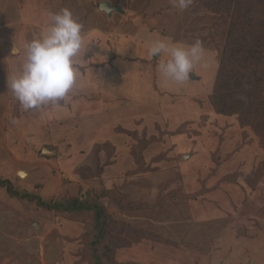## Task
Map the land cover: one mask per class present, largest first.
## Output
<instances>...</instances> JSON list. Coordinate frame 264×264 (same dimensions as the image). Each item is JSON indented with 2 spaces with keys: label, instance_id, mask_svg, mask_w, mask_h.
Masks as SVG:
<instances>
[{
  "label": "rangeland",
  "instance_id": "374dc122",
  "mask_svg": "<svg viewBox=\"0 0 264 264\" xmlns=\"http://www.w3.org/2000/svg\"><path fill=\"white\" fill-rule=\"evenodd\" d=\"M97 1L0 0V264H94V249L101 264H264V136L212 99L240 27L256 19L251 41L263 45L264 0H193L183 11L171 0H107L128 13L108 26ZM61 9L85 39L97 29L109 39L85 40L65 100L25 111L8 81L24 43ZM129 24L147 41L133 57L128 47L119 69L107 42L123 39ZM161 38L202 42L183 85L161 75L167 56L144 48ZM24 196L100 207L102 240L91 246L93 209L47 212Z\"/></svg>",
  "mask_w": 264,
  "mask_h": 264
},
{
  "label": "clouds",
  "instance_id": "9594fccd",
  "mask_svg": "<svg viewBox=\"0 0 264 264\" xmlns=\"http://www.w3.org/2000/svg\"><path fill=\"white\" fill-rule=\"evenodd\" d=\"M171 3L183 11L191 7L193 0H171ZM82 28L68 9H61L48 14L47 28L42 35L24 43L21 67L11 76L8 85L25 111L55 106L72 92L80 77L78 58L84 60L89 46ZM148 51L152 57L167 56L159 64L161 75L183 85L189 81L194 66L201 62L204 49L199 39L185 46L161 38L152 41ZM20 55L21 50L14 47L12 56Z\"/></svg>",
  "mask_w": 264,
  "mask_h": 264
},
{
  "label": "trees",
  "instance_id": "16d2710c",
  "mask_svg": "<svg viewBox=\"0 0 264 264\" xmlns=\"http://www.w3.org/2000/svg\"><path fill=\"white\" fill-rule=\"evenodd\" d=\"M232 4L235 8L238 7L237 2H233ZM232 14H235V11ZM253 22H256V19H250L245 27H240L238 31L244 30V34L239 35L236 39L235 48L225 55L227 59H222L221 64L225 62L224 65L231 67V69L226 71L222 68L221 74L225 76V81L222 83L221 81L218 82L217 85L219 88H215L212 99L214 100V104L218 106L223 104L226 106L225 110L220 108L218 112L228 113L230 115L234 114L237 117L241 116L242 118L253 121L254 123H248L247 125L256 134L264 136V43L260 45V41L258 40L255 43L251 41L253 35L251 32L254 29ZM257 25L258 28L262 27L258 23ZM236 56L240 57L236 58ZM230 86L233 87L232 90L228 89ZM229 97L231 100L227 99ZM232 99H234V102H232ZM23 198L29 201H35L38 207L47 212L67 213L79 211L80 213L82 209H93V229L96 237L95 241L91 243V246L96 247L99 241L102 240L104 234V216L100 207L95 205L92 207H82L85 205H81L78 202L79 200L50 204L44 203L38 197L34 196H24ZM92 256L94 264H101L98 258L99 256L96 254V249H94Z\"/></svg>",
  "mask_w": 264,
  "mask_h": 264
},
{
  "label": "crops",
  "instance_id": "0c3cea01",
  "mask_svg": "<svg viewBox=\"0 0 264 264\" xmlns=\"http://www.w3.org/2000/svg\"><path fill=\"white\" fill-rule=\"evenodd\" d=\"M102 2H108L110 6H112V2L110 1H107V0H99L97 1L96 3V9H97V12L104 15L105 17H107V20L105 22V25L107 24L108 26V23L110 21H112L113 18H116V19H119L121 22L122 20H126L125 17L128 16V13L124 11L123 7L121 5H116V6H112V7H121L122 9V13L120 14H117V13H112L110 16H107L105 15L104 13L100 12L99 11V5L102 3ZM127 21V20H126ZM128 22V21H127ZM123 25L125 23H122ZM106 26V27H107ZM127 33L126 36H123L124 38L123 39H118V42L117 43H114V44H111L109 45V41L107 42V46H110V49H114L113 46L116 45V51L114 50V58H113V61H112V65L116 68H119V69H122L123 68V64L122 63H125L123 62L124 59H128V56H135L134 54H137V48L138 46L141 44L142 45V42H146L147 40H144L142 37H141V29H139L138 27H135L133 25L128 26L127 28ZM113 31H119V30H115V29H112ZM91 32H88L87 33V42H90L89 40L92 38L95 39V41L93 40L92 43L90 44L91 46H96L95 42H96V39H98L100 42H98V45H103L106 40L109 39V35H108V32H105L106 30H100V29H97V30H90ZM117 34V33H116ZM85 39V40H86ZM122 41H123V44H122ZM142 41V42H141ZM124 43H126L124 45ZM129 44V45H128ZM97 45V46H98ZM150 44L148 43L147 45H144V48H149ZM128 47H131V52L129 53V48ZM109 49V50H110ZM133 49V50H132ZM119 52V53H118ZM129 53V55L127 56V54ZM129 60V59H128Z\"/></svg>",
  "mask_w": 264,
  "mask_h": 264
},
{
  "label": "water",
  "instance_id": "95a60500",
  "mask_svg": "<svg viewBox=\"0 0 264 264\" xmlns=\"http://www.w3.org/2000/svg\"><path fill=\"white\" fill-rule=\"evenodd\" d=\"M99 11L104 13L107 16H110L112 13H117V14H119V13L121 14L122 13L121 7H112V6L109 5L108 2H102L99 5ZM157 56L158 55H156V57ZM21 173H23V172L18 173L19 177H21V175H20Z\"/></svg>",
  "mask_w": 264,
  "mask_h": 264
},
{
  "label": "bare ground",
  "instance_id": "6f19581e",
  "mask_svg": "<svg viewBox=\"0 0 264 264\" xmlns=\"http://www.w3.org/2000/svg\"><path fill=\"white\" fill-rule=\"evenodd\" d=\"M20 175H21V178H23V177L25 176V174H24V173H21Z\"/></svg>",
  "mask_w": 264,
  "mask_h": 264
}]
</instances>
